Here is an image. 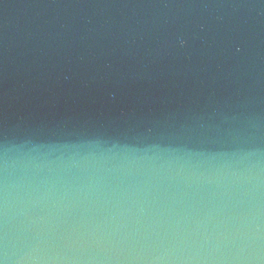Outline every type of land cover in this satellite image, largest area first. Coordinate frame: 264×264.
<instances>
[{"label": "water", "instance_id": "obj_1", "mask_svg": "<svg viewBox=\"0 0 264 264\" xmlns=\"http://www.w3.org/2000/svg\"><path fill=\"white\" fill-rule=\"evenodd\" d=\"M0 264H264V0H0Z\"/></svg>", "mask_w": 264, "mask_h": 264}, {"label": "clouds", "instance_id": "obj_2", "mask_svg": "<svg viewBox=\"0 0 264 264\" xmlns=\"http://www.w3.org/2000/svg\"><path fill=\"white\" fill-rule=\"evenodd\" d=\"M181 43H183V41H181Z\"/></svg>", "mask_w": 264, "mask_h": 264}]
</instances>
